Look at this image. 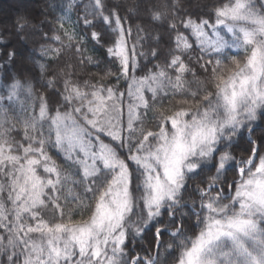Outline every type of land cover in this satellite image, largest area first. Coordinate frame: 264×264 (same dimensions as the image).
<instances>
[{"label":"snow or ice","instance_id":"snow-or-ice-1","mask_svg":"<svg viewBox=\"0 0 264 264\" xmlns=\"http://www.w3.org/2000/svg\"><path fill=\"white\" fill-rule=\"evenodd\" d=\"M50 23L14 21L32 69L0 61V264H264V0H65Z\"/></svg>","mask_w":264,"mask_h":264},{"label":"trees","instance_id":"trees-1","mask_svg":"<svg viewBox=\"0 0 264 264\" xmlns=\"http://www.w3.org/2000/svg\"><path fill=\"white\" fill-rule=\"evenodd\" d=\"M65 0H0V32H3L8 40L7 48L0 47V61L4 59L3 52L11 50L13 47L17 49L20 56L17 57L15 65L8 69L9 74L15 75L18 72H23L26 69H32L33 65L30 61H26L23 57H26L28 52L36 47L35 41L39 37H34L30 32L27 34V40H20L14 32L13 24L17 17L24 15L29 17L36 25L40 26L43 31H48L52 26L50 22L54 21L55 17L60 14L61 6ZM131 2V0H129ZM163 2V0H161ZM218 0H183V7L191 11L193 14H198L207 17L212 12L213 6ZM143 15V14H141ZM76 19L75 14L72 17ZM43 22V23H42ZM140 21L133 20V32L135 33V24ZM159 31L163 33V28ZM89 49H93V45H88ZM97 61H99V67L87 65L82 75L98 76L103 74V70L108 67L106 54L104 49L96 47L91 51ZM151 67V65H149ZM34 71L39 72L38 68H34ZM146 71V69H145ZM113 82V81H109ZM125 85L121 82V88ZM239 152V150H237ZM147 239H151V236ZM167 239V237H165ZM147 246V241L143 242Z\"/></svg>","mask_w":264,"mask_h":264}]
</instances>
